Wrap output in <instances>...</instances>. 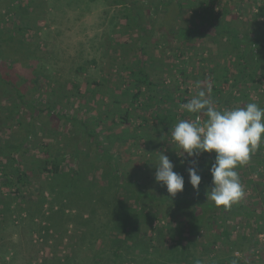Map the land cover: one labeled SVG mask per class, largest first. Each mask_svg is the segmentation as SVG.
<instances>
[{
    "label": "rangeland",
    "instance_id": "374dc122",
    "mask_svg": "<svg viewBox=\"0 0 264 264\" xmlns=\"http://www.w3.org/2000/svg\"><path fill=\"white\" fill-rule=\"evenodd\" d=\"M160 1L126 0L135 24L115 18L123 7L114 0H0V264H114L117 254L119 264H264V141L235 169L243 196L226 209L206 195L215 154L189 158L198 160L197 191L171 139L178 121L207 119L181 108L197 85L219 89L218 109L264 108V40L248 48L253 79L223 54L227 29L264 37V0H180L186 11L170 25L204 32L186 43L167 35ZM223 64L230 76L218 85ZM4 78L19 84L34 116L16 110ZM167 110L170 126L152 117ZM25 137V153L14 152ZM161 153L184 177L174 197L155 180ZM12 155L24 156V170L55 156L59 172L18 181Z\"/></svg>",
    "mask_w": 264,
    "mask_h": 264
},
{
    "label": "clouds",
    "instance_id": "9594fccd",
    "mask_svg": "<svg viewBox=\"0 0 264 264\" xmlns=\"http://www.w3.org/2000/svg\"><path fill=\"white\" fill-rule=\"evenodd\" d=\"M200 90L181 108L189 113H202L207 119L201 123L180 120L171 129V139L179 146L187 168L189 183L193 189H199L201 176L198 174V160L203 153H214V162L209 169L212 176L211 191L207 199L217 207L230 208L243 196L238 166L246 164L251 155L264 141V108L255 102L231 109H218L211 98V85ZM186 154V155H185ZM156 166L155 180L166 187L174 197L184 189V177L174 171L169 157L161 153Z\"/></svg>",
    "mask_w": 264,
    "mask_h": 264
},
{
    "label": "trees",
    "instance_id": "16d2710c",
    "mask_svg": "<svg viewBox=\"0 0 264 264\" xmlns=\"http://www.w3.org/2000/svg\"><path fill=\"white\" fill-rule=\"evenodd\" d=\"M115 3L121 5L123 8H121L122 14H115V18H125V23L132 21L136 24V16L135 13L130 9V4H128L126 2V0H114ZM172 6L177 7L178 11H176L175 9H173ZM154 7L157 9H160L162 7H164V11L166 13V16H170V18H165V21L168 25V30H166L167 35L171 38H173V41H175L176 43H186V42H191L193 41V39L198 38L200 36H203L204 32L201 31L203 30V28L199 25H194V26H184V27H179V28H175L173 26L170 25V21L174 20L179 12V14L183 11V5L181 4L180 0H176V2L172 3L169 0L167 1H160L158 4H155ZM174 7V8H175ZM175 10V11H174ZM171 14H170V13ZM165 15V14H164ZM118 21V20H117ZM165 23V24H166ZM169 23V24H168ZM142 33L141 34V38L142 35L143 37L145 36V34L148 33V30H146L144 27L140 28ZM224 35L227 38V41L230 43V47L228 48H223V54L228 57H235V60L233 62V66L236 65L235 67L237 68L238 72L243 73L244 71L247 73L248 77L250 79L254 78V75L248 70V68L250 69L252 66L250 65V59H252L251 56V52L252 51H248L249 45L251 43L254 44V46H256V43H260L259 41H261V39L264 40V37L258 39L255 37H247V36H240L238 37V33L237 32H233L229 29L225 30ZM4 36H1L0 40H4ZM262 40V41H263ZM261 41V43H262ZM144 49L141 50V55L144 54ZM133 56H138V54H134ZM135 60L138 61L139 59ZM203 60V59H202ZM242 63V64H240ZM133 65V64H132ZM229 66H227L226 64L222 65V67H219L217 69V73L215 74V76H213V80L215 82L218 83V85L227 82L228 78H229V74H228V70H229ZM140 69L142 70V64H140ZM212 70H214V68H211ZM247 70V71H246ZM244 73V74H246ZM184 74V73H182ZM1 73H0V78H1ZM3 77V76H2ZM139 79V78H138ZM140 80L142 82H144L148 88H155L153 87V83L151 84V81L148 77L143 76L142 78H140ZM2 81L5 84H8L12 87L14 93H13V97H12V104H14V106L16 107V110H18L19 108H26L29 109V111H31L32 115H33V110L35 109V105L31 104V102L26 101L23 97V93L21 91V89L19 88V84H16L14 81L10 80V79H2ZM212 91H216L218 92L219 89L216 88V86H213ZM142 90L140 87H138L136 89V91H134L133 93H131V100L132 103H135L136 100L142 95ZM187 102L188 99L186 97L184 98H177V102ZM137 103V102H136ZM53 107V106H52ZM57 112H55L56 114ZM123 115V114H122ZM34 116V115H33ZM63 113L59 114V117H63ZM75 117V116H73ZM152 117L154 118V120L156 122H158L159 124H165V125H172L173 123V119L175 118V114H171L168 110L165 113H161V112H155L154 115H152ZM65 118L71 119V117H67L65 116ZM123 120H126V114L124 113V115L122 116ZM29 123V128L28 131L32 132V128H31V122ZM27 140V137L24 138V141H21L19 143H17V147L15 148L14 152H20V150H22L24 153L26 151V148H24V150L22 149V147L24 146L25 141ZM25 147V146H24ZM22 159H18L16 156L12 155L11 156V160L14 163V170L12 171V173H14V175L16 176L17 180L20 181L23 178L29 179L30 177L28 176V172L30 173V175H36L39 173H46L49 172L51 173V175H56L59 172V161L57 160V158H55V156L53 157H43V158H38L37 160H34L33 162L29 163V167L28 170H24L22 168V166L20 165L21 162L19 160H24V156H22ZM26 163V161L24 162ZM2 167V168H1ZM0 169L4 170V166H0ZM4 173H6V171H4ZM9 183H12L15 185L14 181H11L10 179L8 180ZM137 186V184H136ZM138 187V186H137ZM143 195L141 192H139L138 196ZM137 196V195H136ZM119 255H116L115 258V263L114 264H119ZM227 260V258H225ZM232 259V258H231ZM230 261V260H228ZM231 262V261H230ZM264 262V261H263ZM255 264V262L253 263Z\"/></svg>",
    "mask_w": 264,
    "mask_h": 264
}]
</instances>
